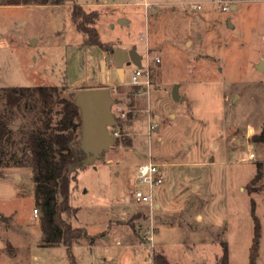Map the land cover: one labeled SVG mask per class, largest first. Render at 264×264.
Wrapping results in <instances>:
<instances>
[{
	"label": "rangeland",
	"instance_id": "1",
	"mask_svg": "<svg viewBox=\"0 0 264 264\" xmlns=\"http://www.w3.org/2000/svg\"><path fill=\"white\" fill-rule=\"evenodd\" d=\"M230 1L223 12L212 0H75L99 12L106 50L82 45L71 4L0 6V89L107 87L114 99L120 138L72 173L78 211L63 218L95 243L72 248L78 264H222L225 247L228 264H249L253 205L264 264V0ZM116 48H136L148 85H131L134 65L120 76ZM148 162L165 175L153 207L134 198ZM34 189L30 169L3 170L0 264H71L67 247L41 244Z\"/></svg>",
	"mask_w": 264,
	"mask_h": 264
},
{
	"label": "trees",
	"instance_id": "2",
	"mask_svg": "<svg viewBox=\"0 0 264 264\" xmlns=\"http://www.w3.org/2000/svg\"><path fill=\"white\" fill-rule=\"evenodd\" d=\"M71 4V20L83 35L84 46L106 50L97 29L98 11H87L75 0H0V6ZM58 86L8 87L0 89V176L3 170L30 169L34 195L41 211L43 247L65 246L71 264H77L72 248L83 240L94 245L84 228H74L64 214H77L70 204L72 175L85 159L79 149L81 111L75 105L77 94L63 95ZM261 180L259 172L253 183ZM38 211L39 209L36 208ZM254 239L249 264H257L261 225L255 215ZM155 264H169L163 255H156ZM225 247L222 264H228Z\"/></svg>",
	"mask_w": 264,
	"mask_h": 264
},
{
	"label": "water",
	"instance_id": "3",
	"mask_svg": "<svg viewBox=\"0 0 264 264\" xmlns=\"http://www.w3.org/2000/svg\"><path fill=\"white\" fill-rule=\"evenodd\" d=\"M112 61L122 77L124 66L134 65L137 68L143 67V57L136 48L126 51L121 48L114 50ZM260 70L264 69V61L259 64ZM178 86H175L173 96L179 100ZM114 99L111 90L107 87L97 89H85L77 93L75 105L81 111V134L79 149L84 153L85 159L79 163L77 169H83L94 165L96 161L103 159L116 139L110 134L109 129L118 124L112 112Z\"/></svg>",
	"mask_w": 264,
	"mask_h": 264
},
{
	"label": "built area",
	"instance_id": "4",
	"mask_svg": "<svg viewBox=\"0 0 264 264\" xmlns=\"http://www.w3.org/2000/svg\"><path fill=\"white\" fill-rule=\"evenodd\" d=\"M223 12H228L232 8L230 0H212ZM195 9L200 10L201 3H189ZM142 68H137L134 70L131 85L141 86L148 85V76L146 74L147 66L143 64ZM115 128V127H114ZM110 131V130H109ZM110 134L115 138H120L119 131L110 132ZM253 156V155H251ZM136 188L134 191V198L138 204L153 207L155 206V200L153 196L154 188L160 187L164 184L165 175L161 166L153 162H148L139 166L136 173ZM35 215L39 214L37 209H34Z\"/></svg>",
	"mask_w": 264,
	"mask_h": 264
},
{
	"label": "flooded vegetation",
	"instance_id": "5",
	"mask_svg": "<svg viewBox=\"0 0 264 264\" xmlns=\"http://www.w3.org/2000/svg\"><path fill=\"white\" fill-rule=\"evenodd\" d=\"M123 68H124V71H125V66ZM116 70H118L117 67H116Z\"/></svg>",
	"mask_w": 264,
	"mask_h": 264
},
{
	"label": "crops",
	"instance_id": "6",
	"mask_svg": "<svg viewBox=\"0 0 264 264\" xmlns=\"http://www.w3.org/2000/svg\"><path fill=\"white\" fill-rule=\"evenodd\" d=\"M234 7H236V6H232V9L234 8ZM126 21V20H125ZM78 264V263H77Z\"/></svg>",
	"mask_w": 264,
	"mask_h": 264
},
{
	"label": "bare ground",
	"instance_id": "7",
	"mask_svg": "<svg viewBox=\"0 0 264 264\" xmlns=\"http://www.w3.org/2000/svg\"><path fill=\"white\" fill-rule=\"evenodd\" d=\"M123 75V74H122Z\"/></svg>",
	"mask_w": 264,
	"mask_h": 264
}]
</instances>
